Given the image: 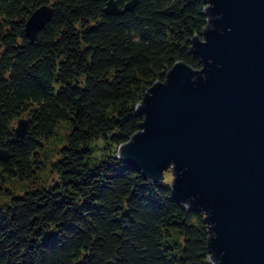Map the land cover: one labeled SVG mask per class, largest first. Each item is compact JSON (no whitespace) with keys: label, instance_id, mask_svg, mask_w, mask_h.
Instances as JSON below:
<instances>
[{"label":"trees","instance_id":"trees-1","mask_svg":"<svg viewBox=\"0 0 264 264\" xmlns=\"http://www.w3.org/2000/svg\"><path fill=\"white\" fill-rule=\"evenodd\" d=\"M135 1L106 16L99 0H0V185L35 173L42 143L59 123L70 129L51 164L57 183L0 206V264H211L204 215L116 159L146 90L177 62L201 69L190 41L208 26L206 6ZM43 5L54 13L31 42L24 24Z\"/></svg>","mask_w":264,"mask_h":264},{"label":"water","instance_id":"water-1","mask_svg":"<svg viewBox=\"0 0 264 264\" xmlns=\"http://www.w3.org/2000/svg\"><path fill=\"white\" fill-rule=\"evenodd\" d=\"M99 1L106 16L136 5ZM202 1L208 26L190 41L201 69L177 62L146 90L140 129L116 159L150 184L170 171L173 199L204 215L211 264H264V0ZM53 13L36 8L25 37L33 42ZM27 127L19 119L15 137Z\"/></svg>","mask_w":264,"mask_h":264},{"label":"rangeland","instance_id":"rangeland-1","mask_svg":"<svg viewBox=\"0 0 264 264\" xmlns=\"http://www.w3.org/2000/svg\"><path fill=\"white\" fill-rule=\"evenodd\" d=\"M15 127L16 124H14ZM69 131L67 122L59 123L55 128L54 135L48 141L42 143V148L38 155L40 164L35 173L24 179H19L18 177L7 179L0 185V206L7 204L11 196L19 197L29 190L49 188L57 183V175L53 172L51 164L57 159L58 152L65 144ZM92 147L96 156L103 153L101 151L102 142H97ZM171 180L170 171H166L163 175V182L170 185Z\"/></svg>","mask_w":264,"mask_h":264}]
</instances>
